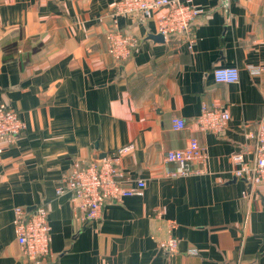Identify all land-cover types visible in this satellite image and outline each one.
<instances>
[{
  "label": "crops",
  "instance_id": "1",
  "mask_svg": "<svg viewBox=\"0 0 264 264\" xmlns=\"http://www.w3.org/2000/svg\"><path fill=\"white\" fill-rule=\"evenodd\" d=\"M195 3L189 49L184 35L152 37L160 12L116 16V0H0V96L25 126L0 158V264H28L14 210L40 204L56 264H264V183L236 178L232 160L253 158L264 115V70L250 74L264 68V0ZM218 67H237L239 82L217 83ZM204 106L229 113L223 132L199 126ZM192 136L204 171L170 177L166 152ZM131 143L122 169L143 194L75 219L56 194L64 173ZM171 238L176 250L161 249Z\"/></svg>",
  "mask_w": 264,
  "mask_h": 264
},
{
  "label": "built area",
  "instance_id": "2",
  "mask_svg": "<svg viewBox=\"0 0 264 264\" xmlns=\"http://www.w3.org/2000/svg\"><path fill=\"white\" fill-rule=\"evenodd\" d=\"M156 12L161 13L158 31L165 40L171 36L184 35L188 39L189 49H192L195 42L192 24L203 13V9L196 5L195 0H116L114 15L139 13L147 19ZM135 45L136 41L133 40L130 50ZM115 58L122 60L126 56L116 55ZM263 70L262 66L250 68V74L257 76ZM213 77L217 83L233 84L239 82L240 71L237 67H218L213 70ZM229 120L228 112L204 106L198 123L203 130L219 134L226 129ZM185 126L183 119H173L175 130L184 129ZM24 129L19 112L0 96V158ZM250 137L254 141L253 158L247 159L245 154L240 152L234 154L232 160L238 165L234 171L235 177L245 179L250 186H254L264 183V115L257 122L256 130ZM135 149V144H128L89 163L75 162L70 170L64 173L56 187V194L70 195L75 219L82 222H98L107 202H121L125 197L143 194L146 181L137 179L131 184L132 180L122 169L123 158L132 154ZM165 159L175 165L169 176L177 178L203 172L208 155L199 140L192 136L184 148L167 151ZM14 212L17 242L27 263L56 264L51 251V226L46 206L40 204L32 210L17 207ZM160 247L165 251L174 252L177 240L171 238L160 244Z\"/></svg>",
  "mask_w": 264,
  "mask_h": 264
},
{
  "label": "water",
  "instance_id": "3",
  "mask_svg": "<svg viewBox=\"0 0 264 264\" xmlns=\"http://www.w3.org/2000/svg\"><path fill=\"white\" fill-rule=\"evenodd\" d=\"M154 39H157V40H162L163 38H162V35H158V36H152ZM105 156V154H103V155H101V156H98L97 155V157H99V159L100 158H103Z\"/></svg>",
  "mask_w": 264,
  "mask_h": 264
}]
</instances>
